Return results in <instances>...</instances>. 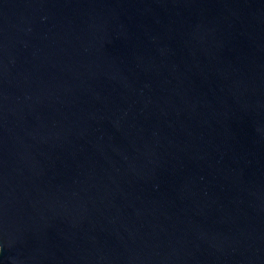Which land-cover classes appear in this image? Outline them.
<instances>
[{"label": "water", "instance_id": "1", "mask_svg": "<svg viewBox=\"0 0 264 264\" xmlns=\"http://www.w3.org/2000/svg\"><path fill=\"white\" fill-rule=\"evenodd\" d=\"M0 264H264V0H0Z\"/></svg>", "mask_w": 264, "mask_h": 264}]
</instances>
